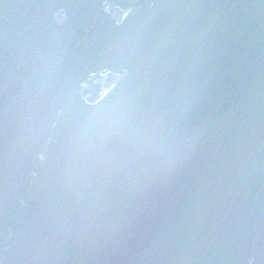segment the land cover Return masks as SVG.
Returning a JSON list of instances; mask_svg holds the SVG:
<instances>
[{
    "label": "water",
    "instance_id": "obj_1",
    "mask_svg": "<svg viewBox=\"0 0 264 264\" xmlns=\"http://www.w3.org/2000/svg\"><path fill=\"white\" fill-rule=\"evenodd\" d=\"M0 264H264V0H0Z\"/></svg>",
    "mask_w": 264,
    "mask_h": 264
}]
</instances>
